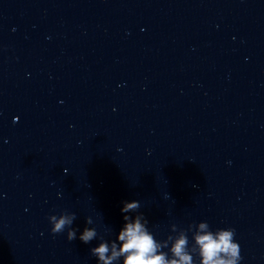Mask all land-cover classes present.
Instances as JSON below:
<instances>
[{"label": "clouds", "instance_id": "9594fccd", "mask_svg": "<svg viewBox=\"0 0 264 264\" xmlns=\"http://www.w3.org/2000/svg\"><path fill=\"white\" fill-rule=\"evenodd\" d=\"M140 202L133 200L124 202L121 209L123 213H138L135 218L124 215L123 227L118 233L116 241H105L102 237L98 246L91 248V254L98 258V264H114L123 257V264H194L193 252L199 255L200 264H239L242 259L240 247L234 240L235 230L222 228L216 231L210 230L207 222L189 225L187 230L181 229L177 232L175 225L172 231L176 236H168L164 241H157L149 231L148 220L143 213H139ZM53 234H59L67 228V239H76V229L72 228L76 219L75 213L64 211L59 216L48 217ZM87 224H92L91 217L87 218ZM193 232L195 247L189 250L187 231ZM95 228L85 227L79 239L85 244L97 238ZM169 249L171 256L162 251ZM110 253V254H109Z\"/></svg>", "mask_w": 264, "mask_h": 264}]
</instances>
